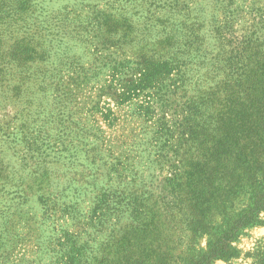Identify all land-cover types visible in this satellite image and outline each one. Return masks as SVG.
<instances>
[{"label":"rangeland","instance_id":"obj_1","mask_svg":"<svg viewBox=\"0 0 264 264\" xmlns=\"http://www.w3.org/2000/svg\"><path fill=\"white\" fill-rule=\"evenodd\" d=\"M263 1L22 0L17 16L4 6L0 55L17 61L0 60V264H58L65 250L84 264H190L222 236L264 192L263 96L245 129L227 125L199 172L171 184L180 155L168 147L186 95L218 82V33H249ZM140 56L174 70L125 99ZM107 189L147 196L145 212L100 208ZM259 219L232 243L235 257L212 264H264V211Z\"/></svg>","mask_w":264,"mask_h":264},{"label":"trees","instance_id":"obj_2","mask_svg":"<svg viewBox=\"0 0 264 264\" xmlns=\"http://www.w3.org/2000/svg\"><path fill=\"white\" fill-rule=\"evenodd\" d=\"M21 1L0 0V16L4 13L2 10L4 6L10 10L8 15L11 13L12 16H17L24 12L25 7L21 9L16 7V4H20ZM251 16L253 24L249 27V33L240 37L234 36L235 38L231 39L226 37V32L218 33L221 44L223 42V46L227 48V50L222 49L221 53H217L213 61L212 68L214 74L219 76L218 82L213 87L201 90L196 95H186L187 98L184 101L186 107L182 109L181 113L184 121H181L177 132L179 143L168 147L176 156L180 155V160L170 165L169 174L164 182L171 184L181 180L185 174L199 172V159L210 151V148L212 150L227 141L226 126L234 124L236 128L242 126L245 129L246 122L241 120L244 117L243 114L251 109L254 98L257 96L264 98V1L263 6L257 8ZM93 26L100 29L103 25L101 26L97 20ZM104 43L102 40V44ZM103 47L104 45H102ZM113 47L116 50L121 49L119 46ZM13 58L6 59L0 55V60L4 59L10 63L17 61ZM172 65H175L172 61H159L140 56L130 67L131 79H121L124 82L120 86V95L129 99L131 95L148 89L153 82L158 83L157 80L160 81L162 76L170 77L171 69L174 70ZM124 68L127 67L124 66ZM116 71H119V67ZM123 74L125 75L124 72ZM170 129L171 127H168L160 132L164 145H171L170 140L168 141L166 138L172 139L175 131ZM238 134L242 136L237 137L236 140H243L242 142L247 145L251 144L250 140L246 141L247 133L240 132ZM242 146L240 145L238 148L234 146V153H238L236 155L238 158L244 153L241 149ZM179 151L182 152L179 154ZM213 168L216 169V167ZM100 191L102 192H99L96 199L100 208L103 205L106 209L115 210L119 214L126 212L129 215L139 214V211L144 207V202L148 200L147 196H136L134 193H118L111 189ZM262 211H264V192L253 201L249 209L244 210L235 218L222 236L211 243L209 248L190 264H212L214 260H229L235 257L237 250L232 246V243L244 229L260 224L259 215ZM150 225V220H147L143 224L142 230L145 231ZM130 226L134 227L132 224ZM58 264H84V261L71 257L70 252L65 250L61 253Z\"/></svg>","mask_w":264,"mask_h":264}]
</instances>
